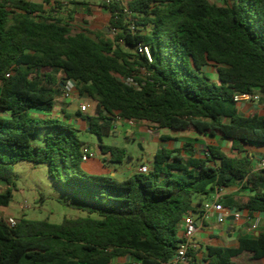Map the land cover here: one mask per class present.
Wrapping results in <instances>:
<instances>
[{
    "label": "trees",
    "instance_id": "trees-1",
    "mask_svg": "<svg viewBox=\"0 0 264 264\" xmlns=\"http://www.w3.org/2000/svg\"><path fill=\"white\" fill-rule=\"evenodd\" d=\"M46 3L0 0V111L9 114L0 116V207L12 200L13 165L26 161L46 165L61 203L86 216L59 223L20 218L13 226L0 218V264H111L123 257L172 264L183 216L220 190L240 185L253 195L218 202L264 212V170L253 171L246 149L264 145V115L245 116L233 100L258 93L264 103V0H127L128 13L102 3L111 37L72 30L74 11L59 16ZM138 46L148 48L150 60ZM66 81L95 102L94 114L76 115L110 162L127 155L102 143L115 118L228 141L234 154L216 145L201 152L187 142L185 155L160 148L145 174L123 181L89 174L82 168L85 143L72 125L29 115L50 111ZM42 130L48 133L36 145ZM243 253L254 261L244 264H264V230L239 238L235 248L209 246L201 258L190 248L184 264H236L232 259Z\"/></svg>",
    "mask_w": 264,
    "mask_h": 264
},
{
    "label": "rangeland",
    "instance_id": "rangeland-1",
    "mask_svg": "<svg viewBox=\"0 0 264 264\" xmlns=\"http://www.w3.org/2000/svg\"><path fill=\"white\" fill-rule=\"evenodd\" d=\"M29 1L34 2V0ZM40 1L42 2L43 0ZM210 1L213 2V0ZM84 2L85 3L81 6H84L85 9L83 12L87 17L85 18V16H82V18L88 22L87 25L90 26V30L93 32L91 35L98 34L111 37L107 30L109 15H104L103 11L105 10H103L104 7L101 0H84ZM126 2L127 0H122V6H125ZM46 5L47 3L45 6ZM71 25L72 30L80 31L74 28L73 24ZM204 71L211 80L216 81V71L214 68L207 66L204 68ZM79 102L78 98H75L72 101V107H76ZM81 102L87 106V111L83 112V114H94L95 104L89 97H82ZM259 104L261 105V102ZM0 116H7V113L0 111ZM115 119L119 122H123L118 118ZM119 128L121 133L118 134V132L115 131L114 134L103 137L102 142L111 145L118 142L119 146L123 144V147L128 151V155L124 157L122 162H106L112 172H114V170L117 171L114 179L123 181L135 173L137 168L141 165H147L149 168H152L153 156L160 147L158 146L159 143L157 140L154 139L151 134H142L137 129L135 133L134 127L127 123L119 126ZM124 129L127 131L129 137L125 138L122 135ZM44 133H48V131H36L32 139L33 143L41 145V138ZM78 135L85 143L84 148L88 153H94L95 148L100 143L98 137L87 130L78 131ZM185 136L189 138L188 140H194V142L189 141L188 143L194 144L195 149H198V151L204 152L208 145H216L221 147L224 153L228 155L234 154L231 150V144L228 141H222L218 138L203 137L193 133H186ZM181 139L184 140L183 138ZM185 141L186 140H184V142ZM13 171L16 179L12 186V200L7 207H0V218H13L14 220L26 218L30 220H47L51 223H59L64 218L73 219L86 216L84 212L71 209L61 203V199L63 198L61 188L47 175L46 165L20 161L13 165ZM4 190L5 184L0 182V193ZM128 258L129 257L118 258L113 262L121 260L117 264H133L131 261H128ZM251 262L254 261L251 260L248 254H244L235 259L236 264Z\"/></svg>",
    "mask_w": 264,
    "mask_h": 264
},
{
    "label": "crops",
    "instance_id": "crops-1",
    "mask_svg": "<svg viewBox=\"0 0 264 264\" xmlns=\"http://www.w3.org/2000/svg\"><path fill=\"white\" fill-rule=\"evenodd\" d=\"M34 2L40 3V0H34ZM213 2L222 4V0H213ZM69 4V0H48L47 5L44 8L45 9H52L54 8L55 11L59 14V16H66L68 12L74 11L73 20L70 21L71 24L74 25V28L78 30H82L84 32H88L89 34L93 33L90 30V26H88V22L82 18L84 15L83 10L85 9L84 6ZM48 7V8H47ZM104 15L110 17L109 10L107 8H103ZM72 13V12H71ZM87 16H85L86 18ZM79 31V32H80ZM65 83H70L71 85V96L70 98L64 97V86L62 89V94L58 96L54 102V106L50 111H40V110H30L29 115L33 117L38 118H52L57 119L61 122L67 123L72 125L76 130L83 131L87 130L86 122L79 116L76 115V113L79 111V106L83 104L81 102L82 97L79 95L76 85L71 81H66ZM78 98L80 101L76 107H72V101ZM94 102V101H93ZM257 103L247 104L244 106H241L239 108V111L241 114L247 116V115H253L257 113L258 115H264V103L261 102V105ZM95 104V102H94ZM85 105V104H84ZM4 112V111H1ZM7 113V112H4ZM9 114L7 113V116L2 117H8ZM73 116V117H72ZM124 123H127L125 121L119 122L116 121L114 126L111 129V134H114L115 131L121 133L119 126L123 125ZM128 124V123H127ZM129 125V124H128ZM134 127L135 133L137 130L141 132L142 134H151L154 139L157 140L159 143V147L166 148L167 150H181L182 154L184 152L182 151V146L184 143L187 142H194V140H188L189 138L185 136L186 133H193L196 135H200L195 132H189V131H172L169 129H152L150 125L145 121H138L135 122L134 125H130ZM133 129V128H132ZM123 136L129 137L127 131L123 130ZM116 135V134H115ZM160 136H169L170 139L167 141H161ZM202 136V135H201ZM207 137V136H203ZM186 140L184 142V140ZM211 138V137H209ZM103 143V142H102ZM105 145H111L109 143H103ZM112 146H118V142L113 143ZM122 148L123 144H122ZM125 149V148H124ZM246 149L251 152L253 155V166L255 164V161L264 154V145H251L246 147ZM198 150V149H196ZM126 154L128 155V151L125 149ZM176 154V153H173ZM110 156L107 154H103L99 147L97 146L94 150V153L89 154V159L87 162L82 163V168L85 172L89 174H95V175H107L115 178V174L117 173L116 170L112 172V170L108 167L106 162L109 161ZM151 169V168H150ZM133 173L132 175L136 174ZM130 175L129 177H131ZM128 177V178H129ZM127 179V178H126ZM229 196L232 197V199L239 203L241 200H244L248 198L249 196L253 195V192H250L248 190H243L240 188V185H236L234 187L225 189V192L222 193V196ZM205 203V201L203 202ZM233 209H236V211L240 212V218L238 220H235L232 216H227L223 222L217 221V215L216 212H210L207 216L202 215V209L199 208L196 212L193 213V216L196 218L197 222V230L193 236V243L195 244V248L198 250V257L201 258L205 256L206 254V248L209 246L212 247H223V248H235L237 246V240L239 238H248L253 237L258 234V232L264 230V212H249L240 209L237 207H230ZM250 217V221H247L246 217ZM256 224L255 228H252V225ZM178 236H182V230L180 228L178 232ZM243 253L235 258H233V262H235L236 258H239L243 256ZM249 255V254H248ZM121 260H117V262H112V264H117ZM128 261H131L132 263H135L132 258H128ZM205 264V263H201Z\"/></svg>",
    "mask_w": 264,
    "mask_h": 264
},
{
    "label": "built area",
    "instance_id": "built-area-1",
    "mask_svg": "<svg viewBox=\"0 0 264 264\" xmlns=\"http://www.w3.org/2000/svg\"><path fill=\"white\" fill-rule=\"evenodd\" d=\"M72 1V0H69ZM101 2L109 6L111 4H119L122 6V0H101ZM123 7L124 13H128L127 9L125 6ZM130 29H133L130 27ZM111 34L114 35L116 34L117 30L111 29ZM138 52L144 53L148 60H150V54L149 50L146 46H138ZM9 74H6V77H8ZM64 97L65 98H70L71 96V85L70 83H65L64 84ZM261 96L258 93H246V94H235L234 95V102L237 105L238 108L241 106L247 105V104H252V103H257L260 101ZM79 110L81 112H86L87 111V106L82 104L79 106ZM129 125H134V121H125ZM89 159V153L88 151L84 148L83 151V156H82V161L87 162ZM150 170L149 166L147 165H141L137 168V173L145 174ZM258 170H264V154H262L256 161L253 166V171H258ZM223 191L225 189L220 190L217 192L212 200L206 201L205 203L202 204V215L207 216L208 213L210 212H216L218 213L217 215V221L218 222H223L227 216H232L235 220H238L240 218V212L236 211V209L229 208L223 206L221 203L218 202V199L222 196ZM247 221H250V217H246ZM6 223L9 226H13L15 224V220L13 218H6L5 219ZM181 230H182V236L180 237L181 242L178 245V248L176 250L175 255L173 256L171 262L172 264H184L186 263L187 260V252L190 248H195V244L193 243V236L197 230V222L196 218L193 216V213H187L183 216L180 224ZM256 224L252 225V228H255Z\"/></svg>",
    "mask_w": 264,
    "mask_h": 264
},
{
    "label": "water",
    "instance_id": "water-1",
    "mask_svg": "<svg viewBox=\"0 0 264 264\" xmlns=\"http://www.w3.org/2000/svg\"><path fill=\"white\" fill-rule=\"evenodd\" d=\"M120 146L122 147V144Z\"/></svg>",
    "mask_w": 264,
    "mask_h": 264
}]
</instances>
